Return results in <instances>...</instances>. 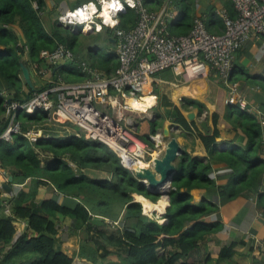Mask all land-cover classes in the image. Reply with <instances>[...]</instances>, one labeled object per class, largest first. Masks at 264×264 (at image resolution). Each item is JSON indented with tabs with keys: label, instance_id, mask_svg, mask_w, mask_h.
<instances>
[{
	"label": "trees",
	"instance_id": "1",
	"mask_svg": "<svg viewBox=\"0 0 264 264\" xmlns=\"http://www.w3.org/2000/svg\"><path fill=\"white\" fill-rule=\"evenodd\" d=\"M173 2L184 3L183 0ZM44 6V0H0V132L6 123L5 105L11 101L24 102L32 92L43 88L29 87L22 80V60L27 66L37 63L40 68L51 71L54 66L45 63L40 52L53 50L57 43L70 48L79 59L82 47L78 45L75 33L56 23L50 32L45 30L40 18ZM135 18V11L127 9L119 15L118 27H131ZM179 20H175L169 29L171 34L189 31V23L179 24ZM12 25L21 29L22 39L11 29ZM112 32L113 29H107L109 36ZM106 42L111 45L112 41L108 37ZM91 56L98 68L106 73L117 66L112 51L98 58ZM94 62L90 63L94 65ZM70 64L78 66L75 61L67 62ZM63 79L74 82L69 76H63ZM187 103L197 108L198 114L204 110V105L198 101L189 100ZM250 106L253 105L248 103L243 109L238 104H226L221 115L217 105L211 114L213 129L199 134L208 156L202 160L183 153L176 164L167 191L169 206L162 216L166 219L164 223L144 215L141 204L133 199V194L137 193L154 202L160 193L149 192L104 143L66 132L61 123H56L58 127L50 123L51 133L44 132L43 137L34 142L22 134L14 135L11 140L0 139V168L12 174L13 181L21 183L30 179L31 182L28 191H20L7 203L0 202V264H72L71 257L54 247L57 224L64 218L72 219L74 227L81 230L80 257L92 261L105 259L109 254L117 257L116 261L105 263L103 260V264H193L184 261L186 256L220 225L207 220L214 205L205 201L194 203L190 193L194 188H204L209 193L224 192L223 187L216 186L209 176L212 164L223 161L232 170L228 197L258 190L264 184V119L259 120L255 112L247 111ZM169 108L161 117L153 120L143 117L138 120L136 128L129 129L149 147L153 146L150 134L158 130L164 118H170L184 130L192 129V123L187 122L177 106L170 105ZM257 109L264 110V97L260 98ZM220 117L230 129L243 135V143L217 150ZM17 120L21 130L26 131L33 125L49 122L50 118L47 110L33 113L19 110ZM71 161L74 167L70 165ZM100 173L106 176H99ZM40 184L52 185L59 193L77 200L73 206L60 205L51 198L36 201ZM257 193V205L264 208V193L259 190ZM95 215L101 216L103 222L106 218L117 220L122 215L126 226L134 228L125 227L107 234L90 223ZM17 221H27L28 226L15 236L14 222ZM236 244L222 246L218 258H229ZM106 245L113 246L114 251L110 252Z\"/></svg>",
	"mask_w": 264,
	"mask_h": 264
},
{
	"label": "built area",
	"instance_id": "2",
	"mask_svg": "<svg viewBox=\"0 0 264 264\" xmlns=\"http://www.w3.org/2000/svg\"><path fill=\"white\" fill-rule=\"evenodd\" d=\"M230 1L235 11L233 16L226 9L218 11L224 26L221 33L210 32L202 18L194 17L187 33L171 34L167 21L172 17L173 0H163L157 10L149 9L146 4L156 3L157 0H132V5L127 0H121L123 9L113 18H118L119 22L120 14L133 9L136 18L129 28H120L118 23L104 25L103 18L97 14L94 19L101 24V28L107 26L113 29L116 68L110 73H103L86 60L78 59L70 48L61 43H57L53 50H41L40 57L54 68L64 62H77L83 80L68 82L59 75L52 76L49 69L32 63L33 73H45L40 75L45 86L32 92L24 102L11 101L5 105L6 123L0 132V139L11 140L14 135L22 134L30 142L36 141L44 135L42 129L31 127L22 131L17 111L33 113L48 110L66 132L74 126L76 130L71 133L76 136L104 143L118 155L122 166L133 171L139 162L149 165L158 153L157 146L151 149L121 120L130 107L129 100L141 98L152 77L165 69L180 68L183 76L212 73L228 88L226 102L246 108L247 100L231 82L233 57L250 34L264 36V0ZM94 2L99 13L107 0ZM87 3L88 0H85L61 10L56 16L57 24L72 33L97 30L95 23L85 27V24H71L60 19ZM246 110L263 117L256 106Z\"/></svg>",
	"mask_w": 264,
	"mask_h": 264
},
{
	"label": "crops",
	"instance_id": "3",
	"mask_svg": "<svg viewBox=\"0 0 264 264\" xmlns=\"http://www.w3.org/2000/svg\"><path fill=\"white\" fill-rule=\"evenodd\" d=\"M84 1L85 0H44L45 6L40 13V18L45 30L50 32L52 25L54 23L57 24L56 16L61 10L71 8ZM183 1L184 3L173 2L172 17L167 21L169 24L168 30L174 24V21L179 18V24L188 22L189 28L191 29L193 18L200 17L204 20L206 27L210 32L221 33L224 26L223 20L218 14V11L226 9L230 14L234 15L235 13L230 0ZM146 4L149 9L155 8L154 10L159 9L162 5V3ZM11 29L21 39L23 38L21 29L17 25H12ZM110 40L112 41V38H110ZM25 51L27 52L26 46ZM82 53L83 50L82 52H79V56H81L79 59L85 60L84 58H86L87 62H94L91 59L92 56L90 53H86L85 51L86 57H82ZM115 62L117 63L116 55ZM45 63L47 62L45 61ZM93 64V66L98 68L95 62ZM48 65L51 66L50 64ZM60 65H56L53 70L51 69L52 76H69L76 82L83 79V73L78 69L77 65H67V62ZM29 67L32 71L31 66ZM98 69L103 73H106L103 69ZM32 82L33 86L36 88L44 86L43 79H39L37 74L33 73V71ZM231 82L233 83L232 85H235L239 90L240 95L245 97L249 104L257 107L260 98L264 97V36L250 34L236 50L233 57ZM228 92V88L225 87L212 73H195L183 76L180 68L165 69L156 73L141 95L144 99L150 96L154 98L153 103H150L147 109L141 110L146 113H142L143 117H149L151 120L159 115L161 117L166 110L170 109V105H174L180 109V112L187 122H189V124L192 123L193 126L190 130H184L181 125L172 122L170 118H164L163 123L158 130L149 136L153 146H157L158 153L155 154V157L161 155L163 147H165V142L171 137H175L182 151L175 161V166L179 159H181L183 153L204 160L208 156V152L199 138V134H204L206 130L211 131L213 129L211 114L216 111L218 105L220 106L218 112L222 115L226 104L228 105L226 102ZM189 100H195L204 105V110L201 114H198L197 108L187 103ZM190 114L192 117H189ZM255 115L259 120H263L264 110H261L260 115L263 116L262 118L256 113ZM136 116L139 117V115ZM143 117L140 116L139 119H142ZM221 117L218 125L220 134L219 137L216 138L217 150L232 148L236 144L243 143V135L230 129L227 122ZM138 120L134 121L131 126L132 129L136 128ZM164 132L167 133L165 134ZM151 136L154 137L151 138ZM70 163L73 167L75 166L72 161ZM231 173L232 170L225 162L216 161L212 164V170L209 176L216 186L223 187L224 192L217 193L214 191L209 193L204 188H194L190 191L194 203L205 201V203H212L214 205L213 211L207 215V220L209 222H218L220 225L189 252L184 260L187 263L264 264V208L257 205V191H263L264 193V184L259 187L258 190L253 189L252 191L244 192L236 197H228V188L231 185L228 183L231 179ZM9 175L13 177V175L7 170L0 168V185L7 180ZM262 177L264 178V174ZM30 183V179H26L21 183L12 181V194L10 198L16 196L20 191H28ZM169 187L167 188V191ZM158 193H160L159 198L154 202L156 203L159 200H164L165 206L163 212L155 209L146 212L142 202L137 198V196L141 194L134 193L133 199L141 204L142 213L144 215L155 219L159 223H164L166 219L162 216L165 213L166 208L169 206V197L168 194L167 196L162 194V190H159ZM3 194L4 191L0 187V196ZM44 198L55 199L58 204L65 206H73L75 203L74 200H77L73 196L59 193L52 185L40 184L37 187L36 201H40ZM146 199L151 203H154L150 199ZM7 213H10V211H7ZM95 217L103 219L99 215H95ZM14 226L16 229L15 236L16 234L20 235L27 229L24 228L25 221L14 222ZM57 226L58 231L55 236L54 247L71 257L72 264H103V260L105 263L117 260V257L112 254L106 256L105 259L96 258L93 261L89 258L80 257L79 249L82 244L80 235L81 230L74 227L73 220L70 218L60 220ZM94 226H97L98 229H102L107 234L128 227L126 226L122 215L114 221L106 218L102 225ZM128 228L133 229L134 227L129 226ZM233 242L237 243L234 247L233 254L229 258L222 260L219 259L218 255L221 247L227 246ZM106 247L110 252L114 251L113 246L106 245Z\"/></svg>",
	"mask_w": 264,
	"mask_h": 264
},
{
	"label": "water",
	"instance_id": "4",
	"mask_svg": "<svg viewBox=\"0 0 264 264\" xmlns=\"http://www.w3.org/2000/svg\"><path fill=\"white\" fill-rule=\"evenodd\" d=\"M112 41H114L113 38ZM20 70L24 82L29 87H33L32 71L23 60L20 62ZM189 117H192V115L190 114ZM181 152V147L179 146L176 138L171 137L165 142V147H163L161 155L154 157L152 159V163L147 165L145 168L134 169V176L146 186L149 192L154 193L162 190V194L167 196V188L170 186L172 177L176 172L175 161ZM12 181L13 177L9 175L7 180L0 185L4 191V194L0 196L2 202L7 203L10 200V196L12 194ZM90 223L92 225H102L103 221L100 217H93L90 219ZM27 226L28 222L25 221L24 228L26 229ZM16 236L18 235L16 234Z\"/></svg>",
	"mask_w": 264,
	"mask_h": 264
},
{
	"label": "rangeland",
	"instance_id": "5",
	"mask_svg": "<svg viewBox=\"0 0 264 264\" xmlns=\"http://www.w3.org/2000/svg\"><path fill=\"white\" fill-rule=\"evenodd\" d=\"M156 3H159V0H157ZM108 28L109 27L105 26V27L101 28L99 31L94 29L92 32H89L87 34H84V33H81V32L75 33V35L78 36V45H80L82 47L81 52L83 50L82 57H86L85 51H86V53L87 52L90 53V55L93 54V56L97 57V58L99 56H101L102 54H104L105 52L108 53L109 51H112L114 53V56H115L116 41L111 42V45H109L106 42V38H108V37L109 38H113L115 40V36H114L113 32H112V34L110 36L108 35V33H107V29ZM104 40H105V43H104ZM90 49H93V50H90ZM79 57H81V56H79ZM84 59L87 60L86 58H84ZM45 69H47V68H45ZM44 74H42V75L40 74V75L43 76ZM40 75H37V77L39 79H41ZM74 82H76V81H74ZM140 99H142V97ZM139 111H141V110H139V109L135 110L132 107L127 108V111L124 112V118L121 120L123 125L128 127V128H132L131 126L133 125L134 121L138 120L140 118V116L143 117V114H146V113H144L142 111L141 112H139ZM136 115H139V117L136 116ZM48 118H50L49 122L46 121L45 124L42 123V124H39V125H33L32 127L41 128L43 133L44 132L51 133L49 131L50 129L48 128L49 127L48 125L50 123H53L54 126L58 127V125L56 124L58 122H57V120L55 121V119L53 118V115L51 114L50 111H48ZM51 121H54V122H51ZM57 130H58V128H57ZM75 130H76V128L73 126L71 131H75ZM151 149H155V147L153 146V147H151ZM148 157L150 158L151 156H148ZM146 160H148V159H146ZM90 175H93V174L90 173ZM104 175L105 174H103V173L99 174V176H104Z\"/></svg>",
	"mask_w": 264,
	"mask_h": 264
},
{
	"label": "clouds",
	"instance_id": "6",
	"mask_svg": "<svg viewBox=\"0 0 264 264\" xmlns=\"http://www.w3.org/2000/svg\"><path fill=\"white\" fill-rule=\"evenodd\" d=\"M127 3L132 5V0H127ZM122 9L123 4L121 3V0H107V2L103 3V11L98 13L97 5L94 0H88L87 4H83L74 11L69 12L67 16H62L60 19L62 21L66 20L67 23L71 24H85V27H90L91 24L95 23L96 29L99 31L101 24L96 23V20L94 19L97 14L103 18L102 22L104 25L114 26L118 23V18L114 19L113 17ZM151 102L152 101H149V103ZM136 107H139V105H136ZM159 211L163 212L164 208L161 207Z\"/></svg>",
	"mask_w": 264,
	"mask_h": 264
},
{
	"label": "bare ground",
	"instance_id": "7",
	"mask_svg": "<svg viewBox=\"0 0 264 264\" xmlns=\"http://www.w3.org/2000/svg\"><path fill=\"white\" fill-rule=\"evenodd\" d=\"M142 99L143 100H141L140 98L139 99H131V100H129L130 107H132L134 109L145 110L150 105L149 101H152L151 103H153V97H151V96L150 97H146L145 99L144 98H142ZM136 105H139V107H136ZM146 166L147 165L144 162H139V165L138 166H134V168L135 169H143ZM137 198H139V200L142 202V205L144 206L146 212H149V211H151L153 209L159 210L161 207L164 208V206H165L164 200H159L156 203L155 202L151 203L149 200H147L142 195H138Z\"/></svg>",
	"mask_w": 264,
	"mask_h": 264
}]
</instances>
